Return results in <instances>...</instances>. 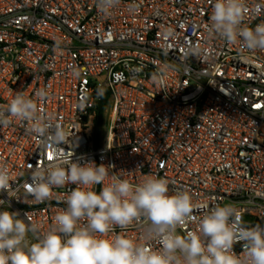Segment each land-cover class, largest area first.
Segmentation results:
<instances>
[{
  "label": "built area",
  "instance_id": "1",
  "mask_svg": "<svg viewBox=\"0 0 264 264\" xmlns=\"http://www.w3.org/2000/svg\"><path fill=\"white\" fill-rule=\"evenodd\" d=\"M213 3L120 0L103 12L97 0H0V110L21 91L66 137L44 142L18 119L0 126V167L18 194L0 192V210L47 232L76 186L53 187L44 202L24 197L33 167L94 161L133 184L153 175L169 180L170 194L189 192L201 207L181 234L198 228L204 205L232 204L264 225V51L211 33ZM245 4L243 24L264 23V0ZM117 234L147 243L142 222Z\"/></svg>",
  "mask_w": 264,
  "mask_h": 264
},
{
  "label": "clouds",
  "instance_id": "2",
  "mask_svg": "<svg viewBox=\"0 0 264 264\" xmlns=\"http://www.w3.org/2000/svg\"><path fill=\"white\" fill-rule=\"evenodd\" d=\"M119 3L97 0V7L107 12ZM246 10L245 0H214L209 31L226 43L239 41L249 52L264 51V23L244 25ZM46 95L43 89L37 92L41 99ZM13 119L30 123V133L44 142H65L63 129L21 91L0 110V126ZM109 170L110 166L94 161L33 167L24 197L44 202L51 198L53 187H76L43 234L26 215L20 218L19 212L0 210V264H264V225L248 224L234 205H204L198 228L181 234L178 228L201 207L189 192L170 194L169 180L163 177L147 175L133 184L116 173L110 175ZM10 182L7 167H0V192L17 197ZM101 184L99 191L93 190ZM134 222L143 223L147 243L111 235L115 227L127 229ZM153 241L158 248L150 246ZM236 244L242 254L234 251Z\"/></svg>",
  "mask_w": 264,
  "mask_h": 264
},
{
  "label": "trees",
  "instance_id": "3",
  "mask_svg": "<svg viewBox=\"0 0 264 264\" xmlns=\"http://www.w3.org/2000/svg\"><path fill=\"white\" fill-rule=\"evenodd\" d=\"M105 104H106V98L104 95V99L97 106V125H96V128H98L100 123H101L102 112H103V109L105 107Z\"/></svg>",
  "mask_w": 264,
  "mask_h": 264
},
{
  "label": "rangeland",
  "instance_id": "4",
  "mask_svg": "<svg viewBox=\"0 0 264 264\" xmlns=\"http://www.w3.org/2000/svg\"><path fill=\"white\" fill-rule=\"evenodd\" d=\"M107 126L108 125H104L103 128L101 129V134L97 135L95 140L98 141L99 145L104 141L105 137H106V133H107Z\"/></svg>",
  "mask_w": 264,
  "mask_h": 264
}]
</instances>
